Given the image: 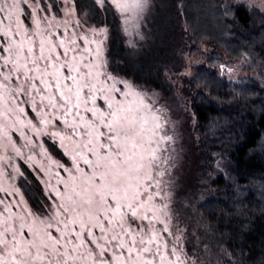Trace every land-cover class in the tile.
Masks as SVG:
<instances>
[{"label": "snow or ice", "instance_id": "obj_1", "mask_svg": "<svg viewBox=\"0 0 264 264\" xmlns=\"http://www.w3.org/2000/svg\"><path fill=\"white\" fill-rule=\"evenodd\" d=\"M250 6L264 12V0ZM54 7L0 0V264H199L181 245L171 208L175 135L165 107L110 69L106 25L91 24L69 0L63 15ZM152 7L93 0V10L118 15L133 47ZM43 136L58 141L70 164L38 145L44 174L55 166L64 175L44 181L46 201L33 207L13 183L24 176L18 165L4 185L2 161L28 148L31 162L34 138Z\"/></svg>", "mask_w": 264, "mask_h": 264}, {"label": "trees", "instance_id": "obj_2", "mask_svg": "<svg viewBox=\"0 0 264 264\" xmlns=\"http://www.w3.org/2000/svg\"><path fill=\"white\" fill-rule=\"evenodd\" d=\"M74 3L78 15L88 13L91 24L108 27L110 69L173 105L169 78L185 68L184 54L192 49L204 56L199 48L212 49L207 65L181 77L195 120L192 153L202 164L201 181L206 171L219 175L208 181L213 191L200 204L196 185L190 204H199L196 211L208 228L202 238L210 247L235 264H264V89L250 77L228 81L218 70L224 57L243 62L249 72L264 69V14L229 0H152L141 26L144 39L136 38L133 47L124 43L113 11L93 10V0ZM43 145L67 162L50 139L43 138ZM21 166L18 185L29 204L39 207L45 200L39 182Z\"/></svg>", "mask_w": 264, "mask_h": 264}, {"label": "rangeland", "instance_id": "obj_3", "mask_svg": "<svg viewBox=\"0 0 264 264\" xmlns=\"http://www.w3.org/2000/svg\"><path fill=\"white\" fill-rule=\"evenodd\" d=\"M232 3H241L244 4L248 9L254 10L258 8L251 7V0H229ZM49 0H41L42 4H47ZM64 0H52V3L55 7L52 9L53 12H56L60 15H63L62 5ZM74 0H69V3H73ZM260 11V10H259ZM261 12V11H260ZM264 14V12H262ZM78 14V13H77ZM118 16V15H117ZM83 17V16H82ZM119 18V17H118ZM120 20V19H119ZM143 23V22H142ZM142 26V25H141ZM121 33L124 38V43L129 46H132L128 43L130 37L125 34L122 29V22L120 20ZM139 38V37H135ZM108 41V40H107ZM106 41V46H107ZM200 52L204 54L201 56L200 54H191L190 51L184 54L185 59V68L183 71L173 77L169 78V82L174 88L176 105L169 103V101H165L162 99L159 93H156L154 99L158 100V107L164 106L167 115L170 118L169 128L174 129L175 135V143L171 144V147L175 149L173 153V167L170 169V176L166 177V179L171 180V191H172V204L171 208L175 215V222L179 223L181 229H184L183 238L181 240V245L188 251L189 256H193L198 259L199 264H235L236 262L229 256L225 255L224 251L217 250L216 248L210 247L209 243L202 238L203 234L208 231V228L202 224L201 217L198 215L196 209L198 205L205 199L203 194L206 192H212L213 189L208 186V181L214 180L218 177V173H213L210 171L204 172L205 179H203V175L201 174L202 164L194 160L193 157V149L195 137L193 138L192 130L195 126V120L193 118L190 101L183 94V84L181 81L182 76H192L195 69L202 65H207V55L210 54L212 49L206 46H202ZM107 55V47L106 53ZM220 66L218 67L219 72H221L222 76L226 78L228 81H237V79L248 78L250 77L252 80L257 82L260 87L264 89V69L258 68L252 71L245 70V64L243 62L236 63L231 62L225 57L219 62ZM221 65H225V68H221ZM228 68H232V72H228ZM150 95L153 91H148ZM29 114L34 116V113H31L29 108ZM31 135V133H29ZM14 138L17 140L18 144H22L23 141L20 140L19 134L14 132ZM43 138H48V136L43 137H35L36 143L32 145L35 149L36 155L33 156V160L29 162L27 160V155L29 154V149H24V155L21 157L15 156L14 153L9 152V155L12 156L11 161L8 159H4L2 161V165L6 169L4 171V175L2 177V182L5 186L8 185L9 180L7 176V172L12 170V166H19L20 171L23 172L21 164H23L29 172L35 177V179L39 182L42 195L44 196L46 201L47 191L46 185L44 183L45 180L51 179L53 183H55V173L59 172L61 175H64L63 169H57L55 166L51 167V176H46L44 172L40 169V164L38 161H45L46 158L41 154V149L38 146L41 142H43ZM55 146H57L63 153V150L59 147L58 141H53L50 139ZM194 140V141H193ZM44 146V145H43ZM45 147V146H44ZM0 155H3V150H0ZM52 156V155H51ZM67 162H62L64 164H70V160L67 156ZM53 158V156H52ZM56 159V158H53ZM57 160V159H56ZM21 163V164H20ZM47 167V164H46ZM200 169V172H199ZM219 169H224L223 167H219ZM20 176H16L13 181L14 184L18 185V179ZM198 186V191L200 192L199 204L197 206L191 205L192 195L195 191V186ZM19 186V185H18ZM0 196H3V193H0ZM11 198V197H10ZM26 198V196H25ZM27 199V198H26ZM43 202V203H44Z\"/></svg>", "mask_w": 264, "mask_h": 264}]
</instances>
